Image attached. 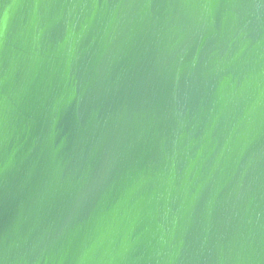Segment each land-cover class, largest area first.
Returning a JSON list of instances; mask_svg holds the SVG:
<instances>
[{
	"label": "water",
	"instance_id": "95a60500",
	"mask_svg": "<svg viewBox=\"0 0 264 264\" xmlns=\"http://www.w3.org/2000/svg\"><path fill=\"white\" fill-rule=\"evenodd\" d=\"M0 264H264V0H0Z\"/></svg>",
	"mask_w": 264,
	"mask_h": 264
}]
</instances>
